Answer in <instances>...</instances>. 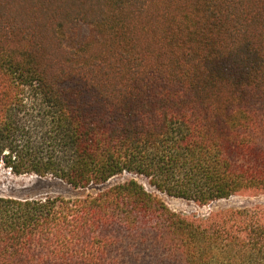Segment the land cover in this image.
I'll use <instances>...</instances> for the list:
<instances>
[{
    "label": "trees",
    "instance_id": "trees-1",
    "mask_svg": "<svg viewBox=\"0 0 264 264\" xmlns=\"http://www.w3.org/2000/svg\"><path fill=\"white\" fill-rule=\"evenodd\" d=\"M0 264H264V0H0Z\"/></svg>",
    "mask_w": 264,
    "mask_h": 264
},
{
    "label": "rangeland",
    "instance_id": "rangeland-1",
    "mask_svg": "<svg viewBox=\"0 0 264 264\" xmlns=\"http://www.w3.org/2000/svg\"><path fill=\"white\" fill-rule=\"evenodd\" d=\"M136 179L141 183L145 189L154 195L158 196L166 205L175 213H182L185 215H201L207 216L212 211L231 209V208H251L255 205L264 206V196L259 197H242L235 196L229 199L217 201L211 205L200 207L192 201L181 198L171 197L159 192L152 187L149 180L145 177H137L130 174H124L113 178L107 183L113 185L121 183L129 179ZM83 193L82 191L73 190L59 182L51 180L50 178L41 179L34 175L16 176L10 170L4 167L0 168V196L11 197L18 199L40 198L46 196H67L76 197Z\"/></svg>",
    "mask_w": 264,
    "mask_h": 264
}]
</instances>
